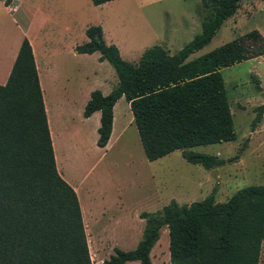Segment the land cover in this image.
I'll list each match as a JSON object with an SVG mask.
<instances>
[{"label": "trees", "instance_id": "obj_1", "mask_svg": "<svg viewBox=\"0 0 264 264\" xmlns=\"http://www.w3.org/2000/svg\"><path fill=\"white\" fill-rule=\"evenodd\" d=\"M107 1L91 0L94 5ZM200 1L201 30L190 41L173 54L154 44L137 63L105 42L100 25L86 27L88 39L74 51L98 52L118 77L108 94L93 90L84 106L85 117L100 111L98 146L107 143L112 107L124 96L147 160L177 149L187 162L206 169L232 160L191 148L237 138L221 69L264 54V36L253 29L188 60L236 12L240 0ZM139 215L145 223L136 246L114 247L101 264H152L150 252L162 227L168 230L170 264L259 263L264 185L240 188L221 203L213 192L191 203L171 199L161 209ZM0 264H92L78 197L56 168L27 38L0 84Z\"/></svg>", "mask_w": 264, "mask_h": 264}, {"label": "rangeland", "instance_id": "obj_2", "mask_svg": "<svg viewBox=\"0 0 264 264\" xmlns=\"http://www.w3.org/2000/svg\"><path fill=\"white\" fill-rule=\"evenodd\" d=\"M27 3V0H22ZM200 0H112L96 6L90 13L91 25L102 20L105 37L114 40L123 59L135 63L143 51L154 45H172L179 50L201 30ZM3 19H8L3 14ZM253 29L264 36V0H240L236 12L222 24L212 39L192 56L202 55L217 46ZM105 65L113 72L112 66ZM237 138L233 141L197 145L192 150L232 160L206 169L187 162L179 149L154 161L146 160L136 130L129 136L134 163L128 164V154L114 153L112 171L102 175L111 181L114 192L119 189L126 207L113 226L88 232V247L92 264H101L112 253L114 244L123 250L133 249L140 238L138 221L133 211H155L159 203L171 199L178 203L198 201L213 192L215 202H225L238 189L249 185H264V54L221 69ZM126 106V100H121ZM127 113L130 109L127 108ZM261 113L259 120L258 114ZM137 137V138H136ZM88 156L99 155L90 137ZM237 156V157H236ZM143 157V158H142ZM236 157V158H234ZM73 171V169H72ZM74 173L76 171L74 170ZM106 229V230H105ZM152 264H170L168 233L160 229L159 239L151 250ZM125 264H140L128 261ZM258 264H264V242Z\"/></svg>", "mask_w": 264, "mask_h": 264}, {"label": "crops", "instance_id": "obj_3", "mask_svg": "<svg viewBox=\"0 0 264 264\" xmlns=\"http://www.w3.org/2000/svg\"><path fill=\"white\" fill-rule=\"evenodd\" d=\"M110 1L94 5L91 0H27V3L0 0V84L6 82L20 44L27 38L42 91L56 168L76 192L86 236L88 232L100 230L97 228L117 224L126 211L119 189L114 192L113 182L102 177L112 171L113 154L125 152L128 164L134 163L129 136L135 139V131L131 134L129 130L132 126L136 132L137 129L131 110L127 113L130 105L124 96L118 98L112 107V128L103 147L97 145L100 111L96 110L88 117L83 115L93 90L106 95L118 84L114 68L113 72L107 67L106 60H100L98 52L74 51L75 45L88 39L85 29L95 21L91 20L90 13H94L96 6ZM10 2L16 5L12 12L6 8ZM3 14H7L8 19L4 20ZM95 23L101 26L105 42L113 44V39L105 37L104 22ZM163 47L170 54L178 51L172 50L168 43ZM194 53L188 56V60L197 57H191ZM122 99L126 100V106L122 105ZM90 137L99 153L93 159L87 151ZM157 207L161 209L162 204ZM142 211L143 208H137L131 214L138 221L141 235L145 223L139 215ZM140 238L135 239V246ZM111 240L114 247L119 248L115 240Z\"/></svg>", "mask_w": 264, "mask_h": 264}, {"label": "built area", "instance_id": "obj_4", "mask_svg": "<svg viewBox=\"0 0 264 264\" xmlns=\"http://www.w3.org/2000/svg\"><path fill=\"white\" fill-rule=\"evenodd\" d=\"M6 8L8 9V11L12 12L16 9V5L14 3L10 2L6 5Z\"/></svg>", "mask_w": 264, "mask_h": 264}]
</instances>
